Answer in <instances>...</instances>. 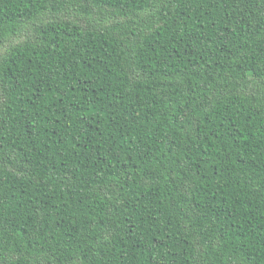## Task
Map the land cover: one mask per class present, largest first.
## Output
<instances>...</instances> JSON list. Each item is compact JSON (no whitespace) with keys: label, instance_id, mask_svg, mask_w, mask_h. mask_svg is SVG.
<instances>
[{"label":"trees","instance_id":"trees-1","mask_svg":"<svg viewBox=\"0 0 264 264\" xmlns=\"http://www.w3.org/2000/svg\"><path fill=\"white\" fill-rule=\"evenodd\" d=\"M0 264H264V0H0Z\"/></svg>","mask_w":264,"mask_h":264}]
</instances>
